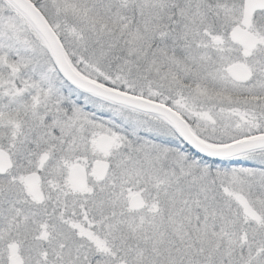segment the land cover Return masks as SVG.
Returning a JSON list of instances; mask_svg holds the SVG:
<instances>
[{"label": "snow or ice", "instance_id": "6c2138e0", "mask_svg": "<svg viewBox=\"0 0 264 264\" xmlns=\"http://www.w3.org/2000/svg\"><path fill=\"white\" fill-rule=\"evenodd\" d=\"M0 264H264V0H0Z\"/></svg>", "mask_w": 264, "mask_h": 264}]
</instances>
